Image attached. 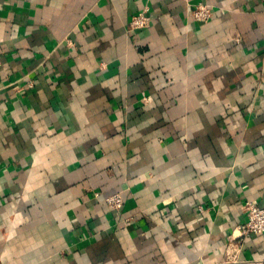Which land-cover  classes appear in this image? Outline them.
<instances>
[{"label": "crops", "instance_id": "1", "mask_svg": "<svg viewBox=\"0 0 264 264\" xmlns=\"http://www.w3.org/2000/svg\"><path fill=\"white\" fill-rule=\"evenodd\" d=\"M247 200L264 204V0H0V264L264 258V234L238 237Z\"/></svg>", "mask_w": 264, "mask_h": 264}, {"label": "built area", "instance_id": "2", "mask_svg": "<svg viewBox=\"0 0 264 264\" xmlns=\"http://www.w3.org/2000/svg\"><path fill=\"white\" fill-rule=\"evenodd\" d=\"M192 14L196 21L207 22L213 15V7L208 3H198L194 6ZM150 24L151 19L148 14V8L145 7L142 11L132 17L130 27L132 29H142L149 27ZM96 196L99 197L100 194L96 193ZM103 200L116 213H119V211H121L124 206V198L120 191H115L105 195L103 197ZM243 208L246 215V219L244 222L240 223L237 226L236 230L238 231V237L247 238L252 235L264 234V204H258L257 202L247 200L244 203ZM232 247H234L235 252H229L227 256L228 263L264 264V258L240 259L239 253L241 251V245H235Z\"/></svg>", "mask_w": 264, "mask_h": 264}]
</instances>
